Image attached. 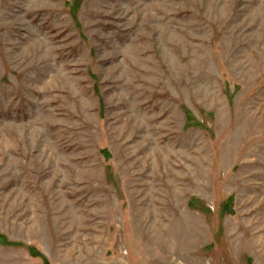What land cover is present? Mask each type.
<instances>
[{
    "label": "rangeland",
    "instance_id": "374dc122",
    "mask_svg": "<svg viewBox=\"0 0 264 264\" xmlns=\"http://www.w3.org/2000/svg\"><path fill=\"white\" fill-rule=\"evenodd\" d=\"M0 264H264V0H0Z\"/></svg>",
    "mask_w": 264,
    "mask_h": 264
},
{
    "label": "trees",
    "instance_id": "16d2710c",
    "mask_svg": "<svg viewBox=\"0 0 264 264\" xmlns=\"http://www.w3.org/2000/svg\"><path fill=\"white\" fill-rule=\"evenodd\" d=\"M2 241V240H1Z\"/></svg>",
    "mask_w": 264,
    "mask_h": 264
}]
</instances>
